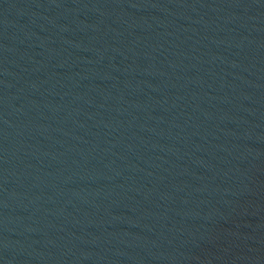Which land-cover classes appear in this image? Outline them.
<instances>
[{
    "label": "water",
    "instance_id": "water-1",
    "mask_svg": "<svg viewBox=\"0 0 264 264\" xmlns=\"http://www.w3.org/2000/svg\"><path fill=\"white\" fill-rule=\"evenodd\" d=\"M0 264H264V0H0Z\"/></svg>",
    "mask_w": 264,
    "mask_h": 264
}]
</instances>
